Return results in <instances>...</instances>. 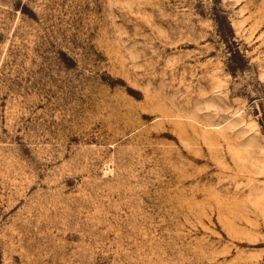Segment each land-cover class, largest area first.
<instances>
[{"label": "rangeland", "instance_id": "374dc122", "mask_svg": "<svg viewBox=\"0 0 264 264\" xmlns=\"http://www.w3.org/2000/svg\"><path fill=\"white\" fill-rule=\"evenodd\" d=\"M0 264H264V0H0Z\"/></svg>", "mask_w": 264, "mask_h": 264}]
</instances>
